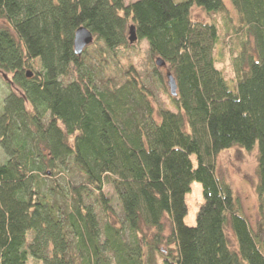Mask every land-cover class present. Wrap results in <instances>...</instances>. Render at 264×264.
I'll return each mask as SVG.
<instances>
[{
    "label": "trees",
    "instance_id": "1",
    "mask_svg": "<svg viewBox=\"0 0 264 264\" xmlns=\"http://www.w3.org/2000/svg\"><path fill=\"white\" fill-rule=\"evenodd\" d=\"M230 2L245 38L232 88L215 67L217 23L191 15L224 12L222 0H0V264H264L263 225L214 173L222 151L256 148L264 215V0ZM131 25L173 76L175 111L155 117L132 65L99 84L89 46L73 52L83 26L102 43L97 56L119 63ZM193 181L203 202L187 226Z\"/></svg>",
    "mask_w": 264,
    "mask_h": 264
},
{
    "label": "rangeland",
    "instance_id": "2",
    "mask_svg": "<svg viewBox=\"0 0 264 264\" xmlns=\"http://www.w3.org/2000/svg\"><path fill=\"white\" fill-rule=\"evenodd\" d=\"M134 1L136 0H125V4ZM174 1L181 2L184 0ZM222 2L224 4V12L217 11L213 12L210 16H206L200 8L194 7L191 10V15L194 19L199 21H206L207 19V21L211 22V20H214L217 23L219 29L218 39L213 49L215 67L223 73L227 85L232 88L235 78L232 61L242 50L239 44L245 38L241 36L239 38L240 40H238V38L234 36L233 30L237 31L239 35L243 34L240 28L238 14L233 8L230 0H222ZM249 44L251 45L252 41H250ZM102 47V43L93 40V43L89 45L87 49V54L84 56V62L88 67V71L94 72L97 76L96 81L99 84H104L106 82L113 83V80L117 78V81H119L122 73L120 69H127L128 65H132L137 71L141 82L151 93L149 98L155 117H158V112L161 110L175 111V107L171 103L168 91L166 92L165 88V86L167 87L165 79L166 69L163 67H156L154 63L155 59L152 61L149 56L148 46L145 40H137L130 45L129 49L118 51L115 56L119 60V63L112 60L106 53L98 57L96 52L97 50H101ZM99 59L107 60L104 66L98 63ZM153 65L157 68L158 74L153 72ZM39 70L40 64L38 60H34L31 63V68L27 69V71L30 72H37ZM160 75L163 77L162 79H164V86L156 80V77ZM8 78H10V76ZM4 83L5 81L2 75H0V113L2 111L4 97L8 92ZM256 168V148L248 152L239 147H232L222 151L216 156L214 171L218 179H222L223 182L230 185L236 199L235 202H237L241 212L254 229H257L258 225H263L264 228V215L262 216L260 213V200L257 198L255 192L257 182ZM68 178L75 184L82 181V177L78 175L74 169L68 172ZM104 191L108 196L114 198L110 184L105 183ZM184 200L187 205V215L184 218V222L187 226H194L197 211L203 202L201 185L198 182L193 181L190 184V191L185 194ZM113 203H115V201H113ZM114 206L117 217L119 218L120 214L116 203ZM149 235H152V231ZM155 260L157 264H164L158 257Z\"/></svg>",
    "mask_w": 264,
    "mask_h": 264
},
{
    "label": "water",
    "instance_id": "3",
    "mask_svg": "<svg viewBox=\"0 0 264 264\" xmlns=\"http://www.w3.org/2000/svg\"><path fill=\"white\" fill-rule=\"evenodd\" d=\"M137 40L136 32L134 26H130L128 30V41L130 44L135 43ZM93 43V36L91 32L86 27H78L75 30L73 38V52L76 56H81L84 50ZM156 67H164L165 63L160 58L155 59ZM27 76H31V72L27 73ZM166 84L168 87V92L170 96L175 97L177 95V86L173 76L170 73H166ZM4 78L6 76L3 75Z\"/></svg>",
    "mask_w": 264,
    "mask_h": 264
}]
</instances>
